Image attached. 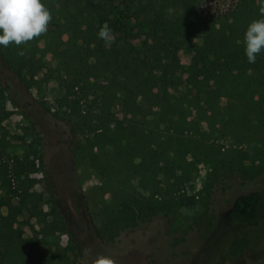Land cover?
Returning <instances> with one entry per match:
<instances>
[{"label":"trees","instance_id":"obj_1","mask_svg":"<svg viewBox=\"0 0 264 264\" xmlns=\"http://www.w3.org/2000/svg\"><path fill=\"white\" fill-rule=\"evenodd\" d=\"M42 3L52 14L47 33L20 46H0V58L29 90L33 86L30 82L45 68L43 58L33 53L43 44L48 52L58 56L71 116L78 117L81 101L94 91L99 94L100 108L105 113L99 116L100 121L120 125L122 137L110 141L112 151L107 162L100 165L99 158L92 157L93 164L98 162L101 172L115 187L114 202L99 219L100 236L109 235L108 241L120 247L123 232L150 223L158 215L169 217L176 213V194L188 178L183 173L179 175L180 165L168 158L175 150L177 138L170 133L163 136L160 131L162 125H179L173 119L186 123L188 119L201 120L208 127H221L220 133L233 138L235 149L219 147L214 153L217 178L222 180L234 171L251 181L262 174L251 149L260 151L257 146L264 145V52L255 63H248L243 40L248 25L264 19V0ZM105 23L115 34L111 47H106L97 35ZM137 36L144 38L140 49L133 44ZM193 38H199L201 45L191 65L185 68L176 52V40ZM45 49L40 51L44 53ZM119 99L126 123L111 112ZM16 161L0 159V187L4 191L0 195V264H37L30 253L42 239H25V227L33 225L21 218L25 213L32 216L33 208L42 202V194L31 192L33 182L23 178L22 163ZM120 164L127 171L119 169ZM117 170L147 180L152 188L149 195L124 180L116 181ZM160 175L169 183L170 191L162 189ZM122 203L135 209L137 220L121 207ZM263 211V192L239 195L231 205L227 225L253 226ZM55 220L49 223L53 231L59 229L54 228ZM253 246V238L244 234L231 243L229 255L241 258ZM78 250L79 245L48 251L44 264H74L71 256L77 257Z\"/></svg>","mask_w":264,"mask_h":264},{"label":"rangeland","instance_id":"obj_2","mask_svg":"<svg viewBox=\"0 0 264 264\" xmlns=\"http://www.w3.org/2000/svg\"><path fill=\"white\" fill-rule=\"evenodd\" d=\"M143 40L137 36L134 46L140 49ZM176 41L178 57L187 68L201 40ZM41 49H45L43 44L34 48L33 53L43 58L45 68L30 82L33 86L29 90L0 58V159L11 158L15 163L19 160L23 178L33 182L31 192L42 194V202L33 208L34 214L25 213L21 218L33 225L25 227L24 238L42 239L30 253L37 264L47 261L48 251L76 245L78 256H71L74 264H94L99 256L110 257L115 264H264V211L253 226L229 227L226 222L237 196L257 190L264 194V145L257 146L260 151L251 149L261 175L247 181L233 171L221 180L216 175L214 153L219 147L235 149L236 143L220 133L221 127H208L201 120L188 119L186 123L173 119L179 125L160 128L163 136L170 133L177 138L175 150L168 158L180 165L177 173L188 178L176 194V213L169 217L158 215L150 223L123 232L120 247L108 241L109 235L100 236L99 219L113 204L115 187L101 172L98 162H107L112 151L110 141L122 137L120 125L100 121L99 116L105 113L100 108L99 94L94 91L81 101L78 117L71 116L58 56L46 49L42 53ZM111 112L114 118L126 123L121 99ZM247 146L245 143L244 148ZM93 156L99 158L96 164L92 162ZM125 167L120 164L118 168ZM118 170L114 172L116 181L124 180L149 195L152 188L147 180ZM158 179L162 189L170 191L162 175ZM3 194L0 187V195ZM121 207L137 220L133 207L126 203ZM54 219V228H59L55 231L49 225ZM247 233L254 240L252 251L232 258L231 243ZM84 249L87 254H83Z\"/></svg>","mask_w":264,"mask_h":264},{"label":"clouds","instance_id":"obj_3","mask_svg":"<svg viewBox=\"0 0 264 264\" xmlns=\"http://www.w3.org/2000/svg\"><path fill=\"white\" fill-rule=\"evenodd\" d=\"M52 14L42 0H0V46L9 44L20 46L47 33ZM98 38L111 47L115 42L113 30L105 23L98 32ZM244 53L247 62H256L257 56L264 52V19L251 22L244 34ZM23 55V51H20ZM87 249L83 254H87ZM94 264H115L106 256L96 258Z\"/></svg>","mask_w":264,"mask_h":264}]
</instances>
